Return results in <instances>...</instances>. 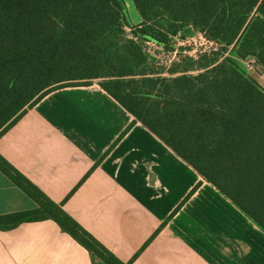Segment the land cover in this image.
Returning <instances> with one entry per match:
<instances>
[{
  "label": "trees",
  "instance_id": "16d2710c",
  "mask_svg": "<svg viewBox=\"0 0 264 264\" xmlns=\"http://www.w3.org/2000/svg\"><path fill=\"white\" fill-rule=\"evenodd\" d=\"M132 2L138 24L127 19L123 0H0V136L49 92L99 80L264 229V90L232 57L184 59L186 66L174 63L163 76L144 50L151 42L173 52L190 26L264 67V0ZM0 171L37 204L1 215L0 229L53 219L105 264H126L1 155Z\"/></svg>",
  "mask_w": 264,
  "mask_h": 264
},
{
  "label": "crops",
  "instance_id": "0c3cea01",
  "mask_svg": "<svg viewBox=\"0 0 264 264\" xmlns=\"http://www.w3.org/2000/svg\"><path fill=\"white\" fill-rule=\"evenodd\" d=\"M0 155L126 264H264V229L95 80L27 108ZM36 207L0 171V216ZM0 264L105 263L44 219L0 229Z\"/></svg>",
  "mask_w": 264,
  "mask_h": 264
},
{
  "label": "rangeland",
  "instance_id": "374dc122",
  "mask_svg": "<svg viewBox=\"0 0 264 264\" xmlns=\"http://www.w3.org/2000/svg\"><path fill=\"white\" fill-rule=\"evenodd\" d=\"M125 4V13L127 19L133 23H140L141 19L136 11L132 0H123ZM126 30L129 33V28ZM182 36V40L175 38L173 46L175 50L171 52L167 47L162 48L154 43L147 42V46L144 50L149 55L150 67L157 69L156 72H161L163 76L170 75L169 69L174 63L181 64V66H186L187 61L184 59L198 60L201 56H216L217 54H222L227 57H232L240 66V68L252 79H254L260 87L264 90V67L257 64L255 58L247 57L244 59L236 56L235 51L231 47H227L225 50H220L221 46L216 41H208L200 32L194 31L190 26L186 27ZM171 41L170 43H172ZM181 47L183 48L181 50ZM148 49V51H147ZM221 52V53H218ZM201 54V55H200ZM221 55V56H222ZM220 56V58H221ZM192 57V58H191ZM192 74H196V71H190ZM99 81V80H95Z\"/></svg>",
  "mask_w": 264,
  "mask_h": 264
}]
</instances>
